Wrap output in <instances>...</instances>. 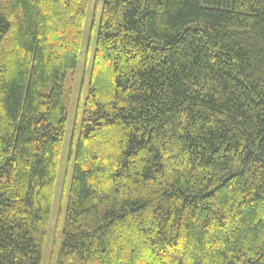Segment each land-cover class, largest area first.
Here are the masks:
<instances>
[{
  "label": "trees",
  "instance_id": "trees-1",
  "mask_svg": "<svg viewBox=\"0 0 264 264\" xmlns=\"http://www.w3.org/2000/svg\"><path fill=\"white\" fill-rule=\"evenodd\" d=\"M58 264H264V0H104ZM89 0H0V264H42Z\"/></svg>",
  "mask_w": 264,
  "mask_h": 264
},
{
  "label": "rangeland",
  "instance_id": "rangeland-1",
  "mask_svg": "<svg viewBox=\"0 0 264 264\" xmlns=\"http://www.w3.org/2000/svg\"><path fill=\"white\" fill-rule=\"evenodd\" d=\"M104 0H89L85 29L79 62L75 72L68 75L65 83L66 105L68 108V129L63 145L61 166L57 178V187L51 212L49 232L46 238V245L43 250L42 264H58L59 250L64 238V222L66 214V203L68 192L71 187L73 174L74 157L79 141L80 127L84 102L88 95L90 84L91 67L95 51L99 23L101 19V9Z\"/></svg>",
  "mask_w": 264,
  "mask_h": 264
}]
</instances>
